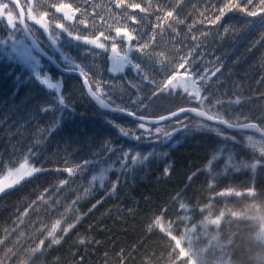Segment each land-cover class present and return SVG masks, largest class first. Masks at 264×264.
Wrapping results in <instances>:
<instances>
[{
	"label": "trees",
	"instance_id": "trees-1",
	"mask_svg": "<svg viewBox=\"0 0 264 264\" xmlns=\"http://www.w3.org/2000/svg\"><path fill=\"white\" fill-rule=\"evenodd\" d=\"M102 1L111 4V0ZM24 2L18 0L21 9L26 8ZM133 2L151 5L143 13L129 10L142 18L131 26L135 28L156 25L155 17L163 16L159 9L175 8L173 17L156 27L153 59L133 52L137 62L161 81L179 56L190 52L197 72L219 67L202 94L213 102L222 101L217 107L224 118L243 121L247 117L248 122L260 124L253 108L260 111L264 107L262 16L250 17L233 9L210 23L201 13L212 16L224 0ZM54 3L45 10L41 7L53 28L60 22L77 33L93 31L89 19L87 27L77 22L79 13L72 21L63 20V13L52 7ZM23 14L34 30L32 35L37 36L35 25ZM177 17L184 23H178ZM94 30L100 32L101 27L96 25ZM9 32L6 21L0 22V180L21 165L43 170L0 195V259L13 249L6 264H264V164L255 170L245 166L260 158V153L248 149L247 132H230L221 124H211L214 130L176 132L170 142L125 137L117 125L138 135L137 124L128 121L125 125L122 116L98 108L82 83L77 84L80 94L70 97V85L65 84L70 76L61 75L31 52L41 61L42 73L61 78L65 103L60 104L51 90L34 79V65L23 48L30 50L24 34L16 32L13 43L8 40ZM192 35L198 38L192 40ZM38 40L42 49L62 63L49 41L48 47L41 37ZM64 42L63 36L58 47ZM65 43L82 48L68 37ZM95 52L91 60L94 71L105 66L106 56L98 53L101 50ZM161 60L167 68L158 63ZM100 73H87L92 87L99 85L104 92V81L116 84L118 91L136 101L131 105L139 114L196 106L188 104L186 94L179 91L152 96L153 85L137 73L112 78L104 70L103 82L94 79ZM104 93L110 101L117 99L118 92ZM237 99L239 103L234 102ZM45 107L51 110L43 111ZM191 116L183 115L186 119ZM124 153L154 155L133 164L130 158L121 159ZM77 165L83 167L75 175L64 171ZM165 168H169L167 175ZM53 228L55 232L49 236ZM53 238L60 243L52 244ZM37 245L39 251L33 252Z\"/></svg>",
	"mask_w": 264,
	"mask_h": 264
},
{
	"label": "snow or ice",
	"instance_id": "snow-or-ice-1",
	"mask_svg": "<svg viewBox=\"0 0 264 264\" xmlns=\"http://www.w3.org/2000/svg\"><path fill=\"white\" fill-rule=\"evenodd\" d=\"M84 3L86 5L87 0H84ZM10 4L11 0H0V9H2V11H0V22L6 21V25L10 29L8 40L15 43L16 32H23L26 35H32L34 30L25 23L24 18L22 19L19 15L12 11ZM53 6L55 7L56 12L63 13V20L65 21H72L76 19L77 14L79 13L81 18L77 22L84 24L85 27H87L86 18L89 14L87 7H84L83 9L80 5L73 7L71 3H58ZM109 7H114L119 10L112 13V15L108 18L111 24L116 25L114 29L115 36H109L104 31H100L98 35L93 34L92 36H89L87 33H77L71 26H66L64 23L60 22L55 23L53 28V26L44 22V18L48 15L47 12H44L40 16H36L33 15L31 7L28 11V19L32 20L35 24L40 25L50 43V46L59 54V58L62 63H58L55 56L51 55V53H47V50L42 49V47L38 45V42L33 39V47L37 48L42 55H46L49 62L53 63L58 68H61L66 73H78L82 76L84 78V83L88 88V94L102 108H107L108 110L114 112H121L138 121V124L136 125L139 130L138 135L117 125L121 135L138 141L145 138H148L149 140L156 138L160 139L161 142H170L176 132H184L188 134L193 128L196 130H214L211 124L205 123V121H211L213 123L223 124L228 128H238L240 130L253 129L260 133L261 136H264V125H260L255 122H248L247 117H245L243 121L239 118L235 121L225 119L220 109L217 107V105L221 104L222 101L217 99L213 102L208 94H202V89L206 85L207 81H209L212 76H215L216 72L219 71V67L215 68V70L205 68L204 70L197 72L194 68V62L190 59L191 53L189 52L187 55L179 56V59L172 65L171 73L167 74L163 80L157 81L150 74L149 69H146L144 65L135 60L132 55L133 52H136L149 60L153 59V53L155 52V48L153 47V44L155 43V31H153L152 35L145 37L140 34L139 29L130 27L127 23L128 21L131 22V25H135L138 21H141L142 18L131 15L129 10L132 12L138 10L143 13L147 12L151 5L142 6L141 3L133 2V0H111ZM233 9H238L240 12L250 17L259 15L264 18V0H244L243 4L239 3V0H224L222 6L216 10L215 14L208 16L207 12H205L201 13V16L207 17L210 23H216L223 18L226 12L232 11ZM159 11L163 12V16L157 15L155 17L157 24L153 26L154 29L158 27L165 18L173 17L175 8L172 10L162 8L159 9ZM98 17L99 13H95V15L92 16L93 27L96 26V20ZM177 22L184 23V21L178 17ZM168 27L171 28L172 24H169ZM55 29H58L59 31H56ZM225 31H227V29H225ZM65 35L71 41L84 43L104 51H108L109 48L105 43L101 42V37L105 41L111 40L112 43L110 50L113 54L109 57L113 61L112 68L110 69L111 71L120 72L126 67H130L141 76L144 82L153 85L152 96H159L161 93L170 96L177 94L179 91L180 93L186 94L188 104L191 105L195 103L196 106H180L175 110H161L158 114H139L138 112L131 111L126 107L115 105L109 100L108 94L104 93L99 85H96L95 89L92 87L85 68L80 63L75 61L70 55L61 51L58 47L62 37ZM198 35L203 36L205 33H199ZM190 38L192 40H196L198 36L192 35ZM150 48H152V51H149ZM27 56L34 65V79L46 89L51 90L54 95H56L58 102L63 105L65 100L61 91V83L59 81L54 82L47 73H42L39 70L41 66V61L39 59L32 56L30 53H27ZM158 63L163 64L165 68L168 67L163 60L158 61ZM181 69H183V72L180 71ZM206 101L207 103H205ZM234 102L239 103L240 101L237 99ZM133 103H136V101H133ZM145 107L147 106L145 105ZM42 110L48 111L51 109L50 107H45ZM182 113H191L193 115L191 117H187L186 119L181 115ZM193 117H200L201 119L197 121ZM217 134H219V132ZM226 139L235 140L234 137H226ZM248 140L255 149L257 145L254 141H252V137H248ZM258 150L260 158L255 159V161L250 165H245L246 167H251L255 170L258 166L264 164V146H260ZM153 155L154 153H147L144 155L140 153H124L121 156V159L127 160L130 158L132 163L136 164L137 162L144 163ZM164 155H166V153H164ZM212 159H217V156L213 155ZM228 159L231 161V156H229ZM210 165L211 161L209 162V166ZM82 167V165H77L76 168L66 167L64 171L68 172L71 176L75 175ZM21 169L24 170H17L16 179L14 181L16 183H18L20 179H23L25 175H31L33 172L43 170L41 168L34 167L25 168L24 165H21ZM168 173L169 168H165V174L167 175ZM193 175L196 174L194 173ZM102 178L103 177H101V179ZM95 179L96 177H93V180ZM189 179L191 180V177ZM63 183H67V181H63ZM3 190L4 188L0 187V191ZM113 190H115V185L113 186ZM54 232L55 228H53L48 235L53 236ZM51 243L58 244L60 243V240L53 238ZM80 243L83 244L84 240L81 239ZM40 244H43V241H40ZM32 251H39V245L34 247ZM12 255H14L13 249H8V252L5 254V259H0V264H6L7 260L11 259Z\"/></svg>",
	"mask_w": 264,
	"mask_h": 264
},
{
	"label": "rangeland",
	"instance_id": "rangeland-1",
	"mask_svg": "<svg viewBox=\"0 0 264 264\" xmlns=\"http://www.w3.org/2000/svg\"><path fill=\"white\" fill-rule=\"evenodd\" d=\"M17 1V3H18V0H16ZM54 1H56V3H54ZM25 5H26V8L24 7V9H20L21 10V12L22 13H25V14H27V16H28V10H27V8L29 9L30 7H31V9H32V11H33V15H36V16H40V15H42L43 14V12H42V8L41 7H43V9L45 10L46 9V6H50V4H53L54 3V5L55 4H58V3H73L74 5L76 4V3H79V5L81 6V8L83 9L84 7H87L88 8V16H87V18L86 19H89L90 20V28L93 30L92 32H90V31H87L86 33L89 35V36H92V34H99V31L98 30H94V27H93V24H92V16L93 15H95V13H99V17L97 18V20H96V25H98V26H100L101 27V31H104V32H106L107 34H108V31L110 30L111 32H110V35L109 36H115L113 33H112V30L114 29V27L116 26V25H113V24H111V22L108 20V18L112 15V13H114V12H117V10L115 9V11L112 9V8H114V7H109V5L110 4H106L105 2H103L102 0H93V1H91V0H87V4L85 5V3H84V0H25ZM50 3V4H49ZM10 5H12V8H14V12L17 14L18 13V11H17V9L15 8V6L11 3ZM77 5V4H76ZM20 6V5H19ZM54 9H55V7L54 6H52ZM21 8V7H20ZM36 8H41L40 10H39V12L36 10ZM49 8V7H48ZM0 11H2V9H0ZM36 12H38V14H36ZM46 12V11H45ZM58 13V12H57ZM18 15V14H17ZM106 15V16H105ZM23 16H24V14H23ZM24 18V20H25V17H23ZM30 21H32V20H30L29 19V23H32L33 25H35V27H36V29L38 30H36V32H37V36H33V35H31V37L33 38V39H35L36 41L38 40V38L39 37H41V39H42V41H45L46 42V44H47V46L49 47V44H48V40L46 39V35L44 34V31H43V29L40 27V25H38V24H35L34 22H30ZM100 21V22H99ZM44 22L45 23H47V18L45 17L44 18ZM140 22V21H139ZM25 23L27 24V20L25 21ZM123 23V22H122ZM129 26L131 27L132 25L131 24H129ZM153 26L154 25H150V24H148V25H140L139 24V26H138V28L137 29H139L140 30V34L142 35V36H145L146 37V35H152V33H153V31H155L156 30V28L154 29L153 28ZM81 32H84V27H82L81 28ZM23 33V32H22ZM37 39H36V38ZM215 37H216V35H215ZM64 38H65V42H66V35L64 36ZM217 38V37H216ZM26 39V38H25ZM27 41V40H26ZM39 41V40H38ZM28 42V41H27ZM64 42V44L63 45H61L59 48L61 49V51H63V52H65V53H67L68 55H70L75 61H77L78 63H80L83 67L84 66H86V65H88V67L89 68H85V70H86V72L87 73H91V74H93V73H95L96 71H100L101 73L100 74H98V75H96L95 77H94V79L95 80H99V81H102L103 82V80H102V76L101 75H103V73H104V70H106L107 72H108V65H107V58L110 56V54H111V50H110V46H111V43H112V41L111 40H108V41H105V40H103V38L101 37V42H103V43H105L106 44V46H108V48H109V50L108 51H104V50H101V49H97V48H94V47H92V46H90V45H87V46H81L82 48H76V47H72L70 44H68V43H65ZM40 43V42H39ZM38 43V45L40 46V44ZM42 45V44H41ZM43 46V45H42ZM44 47V46H43ZM85 47V48H84ZM24 49H26L27 50V52H29V53H31V52H33V50L31 51V49L29 50L28 49V46L26 47V46H24L23 47ZM96 50H101V52H98V53H100V54H102V55H106L105 57H104V59H105V66H103V61H102V68H100V69H102V71L100 70V69H97L96 71H94V70H92L91 68L94 66V64L92 65L91 64V60H92V57L93 56H96ZM119 50V49H118ZM104 54H103V53ZM34 53V52H33ZM183 54H185V53H183ZM36 55L37 56H39V58L41 57V55L40 54H38V53H36ZM132 55H133V53H132ZM46 56V55H45ZM42 59H44V60H46L44 57L42 58ZM46 61H48V60H46ZM194 61H195V59H194ZM48 64L50 65V66H52V63L51 62H49L48 61ZM47 68H48V66H47ZM130 70H127L126 71V73L127 72H129ZM59 72V71H58ZM133 72V71H132ZM60 73V72H59ZM133 75H135V76H137L135 73L133 74ZM52 79H53V81L54 82H56L57 80H56V78H54V76H52V75H49ZM76 78H78V80L76 79ZM112 78H114V77H112ZM116 78V77H115ZM79 83H81V80H80V78L78 77V76H70L69 78H68V80H67V82L65 83V84H68V85H70V86H68V94H69V96L70 97H74V96H76V95H78V94H80V90H79V87H78V85L77 84H79ZM104 83H105V85H104V87H103V89L105 88V91L104 92H107V91H110V92H118V95H117V99H115V98H112L111 100L113 101V102H115L118 106H121V107H126V108H128L129 110H131V111H133V107H132V105H131V102H133V100L128 96V94L127 93H124L123 91H118L117 89H116V84H112V85H110V84H107V82H105L104 81ZM72 88V89H70V88ZM46 89V88H45ZM67 89V88H66ZM212 93H214V92H212ZM134 94L137 96L138 95V90H135L134 91ZM90 100V99H89ZM91 101V100H90ZM92 102V101H91ZM102 109H104V108H102ZM105 110H107V109H105ZM251 111H253L254 110V112L253 113H260L259 114V116L255 113L254 115H256L257 117H258V120H256L257 122H259L260 124H262L261 123V121L264 123V107L259 111L257 108H253V110L252 109H250ZM108 112H110V113H114V114H116L117 116H122L123 117V119H122V121L125 123V125H128V121H130V122H133V123H135V124H138V121L137 120H135L133 117H131V116H128V115H126V114H123V113H121V112H114V111H110V110H108ZM183 115H188V114H183ZM182 115V116H183ZM206 123H208V124H211V123H209V122H207V121H205ZM218 124V123H217ZM129 127H130V125H129ZM224 127V126H223ZM225 128V127H224ZM248 137H252V141H254L255 143H256V145H257V147L254 149L253 147H252V145L250 144V142H249V140H248ZM246 142H247V147H248V149L250 150V151H252V152H255V153H259V147L260 146H264V138H262V137H260L259 135H257V134H254V133H249V132H247V135H246ZM143 152H145V150H142ZM257 155V154H256ZM25 168H28L29 166L27 165H25L24 166ZM21 170V171H23L24 169H21V166L20 167H18V168H16V169H14V170H11L9 173H7V175H5L1 180H0V187H3L4 188V190L3 191H0V195L1 194H3V193H5L6 191H8L9 189H12V188H14V187H17L18 185H20L26 178H28L29 176H31V175H25L24 176V178L23 179H20L19 180V182L18 183H16V182H14L15 181V179H16V174H17V170ZM10 185V186H9Z\"/></svg>",
	"mask_w": 264,
	"mask_h": 264
},
{
	"label": "water",
	"instance_id": "water-1",
	"mask_svg": "<svg viewBox=\"0 0 264 264\" xmlns=\"http://www.w3.org/2000/svg\"><path fill=\"white\" fill-rule=\"evenodd\" d=\"M11 3L15 6V8L17 9V11H18V15L23 19V13L21 12V8H20V6H19V4L17 3V1L16 0H11ZM24 34V36H25V38H26V40L28 41V44H29V46H30V49H31V51L33 50V52L36 54V53H38V54H40L41 55V57L40 58H45L46 60H48L47 58H46V56L45 55H42L41 54V52L40 51H38L37 50V48H34L33 47V44H32V40H33V38L31 37V35H26L25 33H23ZM79 44H82V45H87V44H84V43H79ZM113 54L111 53L110 54V56H112ZM109 56V57H110ZM49 61V60H48ZM112 64H113V61L110 59V58H108V74L111 76V77H120V76H123L124 75V72H125V70H126V68L123 70V71H120V72H113V71H111L110 69L112 68ZM52 65L54 66V67H56L57 68V70L61 73V74H73V75H75V76H78L79 78H80V80H81V83H82V86H83V89H84V91H85V93H86V95H87V97L98 107V108H102L89 94H88V88H87V86L85 85V83H84V78L82 77V76H80L78 73H66V72H64L61 68H58L56 65H54L53 63H52ZM104 109H107V108H104ZM108 110V109H107ZM183 114H191V113H182L181 115H183ZM193 115V114H192ZM207 122H209V123H211V124H217V123H213V122H211V121H207ZM221 125H223V124H221ZM224 127H225V129L226 130H228V131H230V132H249V133H254V134H257V135H259L260 137H262V138H264V136H261V134L260 133H258V132H256L255 130H253V129H246V130H240V129H238V128H228V127H226L225 125H223ZM235 141V140H234Z\"/></svg>",
	"mask_w": 264,
	"mask_h": 264
},
{
	"label": "flooded vegetation",
	"instance_id": "flooded-vegetation-1",
	"mask_svg": "<svg viewBox=\"0 0 264 264\" xmlns=\"http://www.w3.org/2000/svg\"><path fill=\"white\" fill-rule=\"evenodd\" d=\"M72 42H74V41H72ZM74 43H76V42H74ZM76 44H77V43H76ZM86 46H87V45H86ZM118 51H119V50H118ZM108 58H109V57H108ZM108 58H107V65H108ZM127 70H130V72L133 71V73H136L132 68L127 67L126 70H125V72H124V74L126 73Z\"/></svg>",
	"mask_w": 264,
	"mask_h": 264
},
{
	"label": "bare ground",
	"instance_id": "bare-ground-1",
	"mask_svg": "<svg viewBox=\"0 0 264 264\" xmlns=\"http://www.w3.org/2000/svg\"><path fill=\"white\" fill-rule=\"evenodd\" d=\"M74 43V42H73ZM79 45V44H78ZM73 74H70V76H72ZM57 81H59L60 83H62V80L60 78L57 79Z\"/></svg>",
	"mask_w": 264,
	"mask_h": 264
}]
</instances>
